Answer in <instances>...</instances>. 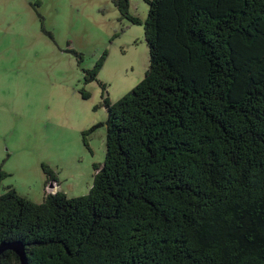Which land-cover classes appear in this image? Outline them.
Returning a JSON list of instances; mask_svg holds the SVG:
<instances>
[{"label": "trees", "instance_id": "trees-1", "mask_svg": "<svg viewBox=\"0 0 264 264\" xmlns=\"http://www.w3.org/2000/svg\"><path fill=\"white\" fill-rule=\"evenodd\" d=\"M147 1L150 65L104 100L89 193H0V245L22 242L28 264H264V0Z\"/></svg>", "mask_w": 264, "mask_h": 264}, {"label": "rangeland", "instance_id": "rangeland-1", "mask_svg": "<svg viewBox=\"0 0 264 264\" xmlns=\"http://www.w3.org/2000/svg\"><path fill=\"white\" fill-rule=\"evenodd\" d=\"M148 12L147 0H129L137 24L116 0H0L1 194L13 186L42 203L48 191L89 193L106 157L104 100L131 91L150 65Z\"/></svg>", "mask_w": 264, "mask_h": 264}, {"label": "water", "instance_id": "water-1", "mask_svg": "<svg viewBox=\"0 0 264 264\" xmlns=\"http://www.w3.org/2000/svg\"><path fill=\"white\" fill-rule=\"evenodd\" d=\"M8 249L14 250L20 257L21 264H28L27 263V256L25 252V247L22 242H3L0 245V254Z\"/></svg>", "mask_w": 264, "mask_h": 264}]
</instances>
